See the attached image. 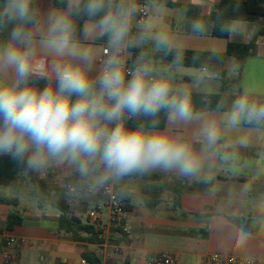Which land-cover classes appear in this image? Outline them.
Instances as JSON below:
<instances>
[{"label":"clouds","instance_id":"obj_1","mask_svg":"<svg viewBox=\"0 0 264 264\" xmlns=\"http://www.w3.org/2000/svg\"><path fill=\"white\" fill-rule=\"evenodd\" d=\"M136 13V0H47L43 9L39 0H0V156L25 172L67 162L102 187L154 169L195 176L225 132L264 131V103L246 93L219 118L205 116L194 109L188 89L156 75L149 61L126 68L123 53L133 44L154 39L164 49L171 43L150 25L130 38ZM192 27L202 32L205 25L195 21ZM225 30L235 31L231 24ZM97 38L107 40L104 56L81 42ZM174 59L182 62L179 54ZM34 80L47 83L40 88ZM162 112L174 124L198 122L194 139L202 149L167 131L127 126V119L145 116L155 128ZM247 140L241 133L236 142ZM257 213L264 226V201ZM250 235L242 228L238 243L246 244Z\"/></svg>","mask_w":264,"mask_h":264},{"label":"crops","instance_id":"obj_2","mask_svg":"<svg viewBox=\"0 0 264 264\" xmlns=\"http://www.w3.org/2000/svg\"><path fill=\"white\" fill-rule=\"evenodd\" d=\"M168 1L178 6L165 7L149 3L150 13L146 23L141 28L132 25V29L140 34L145 25H150L153 34L160 31L167 33L171 38L168 46L170 49L224 53L229 42L249 43L264 27L263 20L237 21L232 23L235 31L230 33L228 39L216 38L211 35L210 27L205 22L204 29L207 28V31H193V23L197 20L189 17L188 9L196 7L197 15L208 18L220 0ZM46 5L47 0H39L41 9ZM96 40L85 41L83 44L103 56V48L106 46ZM134 45L144 47L149 58L157 53L163 56L166 54L165 51L154 52V39ZM127 53H130L128 49ZM233 60L227 59L226 71L228 63ZM237 66L238 74V63ZM187 74H177V80L191 81L192 77ZM237 76L239 81L238 77L231 80L226 92L221 89L227 97L225 110L242 93L248 94L250 98L264 100V36L257 37L255 47ZM213 78L218 77L213 75ZM46 83L34 80L35 86L40 88ZM231 85L235 88L229 89ZM198 92L212 93L205 90ZM220 113L202 114L219 118ZM198 129V122L174 124L168 119L164 129L155 131H167L192 140L194 147L201 150L202 143L194 139ZM241 133L248 134V140L243 145L236 142ZM34 173L38 179L47 180L51 186L61 188L65 178L79 171L64 162L53 163L46 171ZM28 181L29 178L21 174L18 183L20 187L0 186V196L19 199L15 209L23 218L20 226L8 231L5 223L12 208L0 203V264H5L7 251L14 256L10 264H82V260H85L84 252H95L100 256L102 264H154L165 253L175 256L177 264H204L205 258L211 253L264 258V226L256 222L258 203L264 201V131L252 132L250 128L242 127L237 131L225 132L217 146L207 150L202 169L195 176L154 169L144 174L111 180L129 194L126 225L130 236L118 244L98 245L74 241L71 235L60 230L61 212L51 205L40 209L35 198L23 190ZM82 181L86 185L83 191L73 190L65 194L71 214L91 224L89 213L99 210L100 223L108 224L106 200L99 193L98 187L93 186L92 176H82ZM183 186L195 188L196 191L183 193L180 206L177 207L176 192ZM76 193L84 194L76 199ZM158 194L159 203L153 208L146 207L144 199ZM233 218H241L244 223L238 225L232 221ZM242 228L251 234L244 245L238 243ZM9 239L15 242L7 249L6 241ZM113 239H118L117 235Z\"/></svg>","mask_w":264,"mask_h":264},{"label":"trees","instance_id":"obj_3","mask_svg":"<svg viewBox=\"0 0 264 264\" xmlns=\"http://www.w3.org/2000/svg\"><path fill=\"white\" fill-rule=\"evenodd\" d=\"M149 3H153L165 7H176L175 3L168 0H150ZM197 8L190 7L188 9V15L190 18L196 19L197 21L208 23L210 27V33L213 37L228 39L231 32L225 29L232 23L241 22H257L260 20L264 21V0H220L217 4L215 11L208 18L201 17L197 15ZM83 23V19L80 21ZM136 30L131 28L130 37H138ZM264 36V27H262L257 36H254L249 43H234L229 42L227 45V50L224 53L218 52H206V51H195V50H185V49H170L165 48V60L174 66L196 68L206 70L217 77H226V62L228 58H234L239 65L238 75H240L241 69L250 56L252 49L256 45L257 37ZM81 42H85L81 39ZM96 42L102 43L106 46V38H97ZM130 52V58L135 65L137 61L141 58L144 60L149 59V56L144 52V47H138L132 45L128 48ZM182 57V62L180 64L175 63V57L177 55ZM134 67V66H133ZM239 81V77L238 80ZM34 83V81H32ZM228 84V81L223 80L224 86ZM192 103L194 109L199 113L205 112H223L225 110V105L227 102V97L222 90L219 93H200L190 91ZM254 102L264 103V100L251 98ZM223 102L224 108L218 109L217 105ZM159 122L153 128L152 118L139 116L133 119H127L126 123L129 128H136L143 126L145 129L162 130L167 125L168 117L166 113H160L156 118ZM250 128V127H248ZM25 174L29 181L32 183V189L30 195L35 198L40 209H43L47 205L54 206L61 212L59 219V227L61 231L71 235V238L76 242H86L91 244H102L104 240L100 238V231L89 222L83 221L81 218L71 214V208L65 198V194L75 191H83L86 185L82 181V175L80 173H75L72 176L64 179V186L61 188L53 187L49 184L47 180L38 179L34 172H25L22 168H17L13 161L8 157L0 156V186L1 187H20L19 179L20 175ZM111 181V180H110ZM19 189V188H18ZM123 193L126 191L122 190ZM196 191L195 188L183 186L179 188L176 192L175 206H180L181 195L185 192ZM126 202L128 203V195L125 196ZM160 201V194L150 195L144 199V204L146 207L153 208ZM0 203L10 206L12 209L8 215L5 227L8 231L20 226L23 222V218L20 216L15 207L19 204V199L5 198L0 196ZM126 210L129 206L126 204ZM238 225H242L244 220L241 218H233ZM113 235L109 240V243L118 244L119 241L126 240L125 236L123 238L113 239L114 235H117V230H112ZM121 233V232H120ZM118 237V236H117ZM83 258L87 261V264H102L100 256L95 252H84ZM5 264H10V261L5 262Z\"/></svg>","mask_w":264,"mask_h":264},{"label":"built area","instance_id":"obj_4","mask_svg":"<svg viewBox=\"0 0 264 264\" xmlns=\"http://www.w3.org/2000/svg\"><path fill=\"white\" fill-rule=\"evenodd\" d=\"M137 13L134 17V28H141L147 21L149 17V1L150 0H137ZM106 47L103 48V56L106 55ZM125 60V66L128 69H132L134 64L127 50L123 53ZM204 71H206L204 69ZM213 77L212 73H209ZM98 191L101 196L106 200V208L109 212V223L102 225L100 223V212L95 210L89 213V219L92 225L100 231V238L104 240V244L109 243L112 237V230H117L118 238H129L130 231L126 225V199L123 196V191L120 187L116 186L112 181H109L102 187H98ZM121 232V233H120ZM14 239H9L6 241V248L10 249L14 244ZM6 262L12 261L14 256L8 251L5 254ZM82 264H87L86 260H82ZM154 264H177L175 256L172 254H162L155 261ZM204 264H264V258L255 257H244V256H234L226 255L220 253H211L205 260Z\"/></svg>","mask_w":264,"mask_h":264},{"label":"rangeland","instance_id":"obj_5","mask_svg":"<svg viewBox=\"0 0 264 264\" xmlns=\"http://www.w3.org/2000/svg\"><path fill=\"white\" fill-rule=\"evenodd\" d=\"M150 13V10H149ZM133 27H135V23L133 22ZM207 31V28L203 30V32ZM164 49L161 48H154V52H162ZM130 56V53H129ZM149 62L154 66L155 68V74L156 75H163L165 73L167 76H169L176 87H183L188 89L189 91L193 92H198V91H209L212 93H219L221 92V89H223V80H227L228 83H230L231 80H235L237 78V70L236 68L237 63L235 60L232 62L228 63L227 66V75L226 77H218V78H213L210 76L209 72H201L202 69H196V68H186V67H181V66H174L172 64H169L164 56L162 54L157 53L156 55L151 56L149 58ZM174 66V67H173ZM173 68V69H171ZM188 73L187 75H190L192 77V80L189 82H181L180 80H177V74L179 73ZM179 78V77H178ZM228 87V85L224 86V91ZM230 88H235L233 85L229 87ZM226 92V91H225ZM29 184L31 185L29 187ZM94 186V183H93ZM32 189V184L31 182L28 181L26 185H24L23 190L26 192L31 191ZM84 193H76L75 198L78 199L80 195H83Z\"/></svg>","mask_w":264,"mask_h":264}]
</instances>
